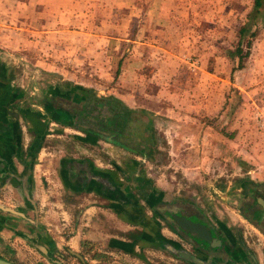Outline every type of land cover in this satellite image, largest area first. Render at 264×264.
Here are the masks:
<instances>
[{"label": "rangeland", "instance_id": "obj_1", "mask_svg": "<svg viewBox=\"0 0 264 264\" xmlns=\"http://www.w3.org/2000/svg\"><path fill=\"white\" fill-rule=\"evenodd\" d=\"M75 1L73 6L71 0H19L17 6L22 4L19 8L29 6L31 10L26 12L22 8L13 13L9 8L16 5L14 0H0V41H6L10 48L12 42L21 43L25 39L31 42L27 47L30 58L42 56L56 62L69 83L88 88L97 101L94 103L101 107L96 108L94 119L88 123L65 127V130L60 128L57 134L60 144L65 145L66 150L73 149L77 146L71 137L75 132H92L98 137L97 142L82 144V147H90L92 153L99 155L100 167L110 166L114 174L118 173L122 189L129 197H136L138 190L142 194L154 191L168 201L173 198L193 201L203 212L209 211L223 222L228 216L239 219L231 212L238 200V190L233 186L239 181L264 184V22L253 13L252 0ZM148 5L161 9L156 13L148 12ZM87 6H97L93 19L85 13ZM143 7H146L144 11ZM76 11L78 23L82 25L85 21L81 30L74 28L71 20L72 12ZM16 18L27 19L28 28L24 29L23 21L18 22ZM144 20L158 22V33L154 36L160 51L150 57L147 65H136L139 71L142 68L139 74L122 73L119 68H124L129 61H123L120 66L121 60L117 59L123 50V54H141L137 43L117 44L113 47L117 56L109 55L107 60L105 55L102 59L95 57L88 65L91 69L84 70L78 65V71H73L68 61L77 59L72 48L65 52L56 44L62 42L63 37L65 44H69L74 37L71 31L83 33L87 29L97 35L137 42L147 32L142 31ZM42 21L45 25L40 27ZM241 26L247 28L242 40L243 50L248 36L252 34L253 38L249 56L242 60V67L237 68V60L230 58L227 52L234 48L236 31ZM47 28L64 34L48 41L41 33ZM40 38L50 42L47 49ZM41 80H45L44 77ZM50 80L49 84L55 83L54 78ZM121 95L126 97L123 105L119 103ZM111 106L117 107V116L108 112ZM121 112L128 114L121 118ZM164 113L165 117L177 118L176 124L173 120V123L168 119L160 120L165 118ZM144 116L148 120L146 127L141 121ZM181 128L185 134L193 135L192 140L176 139L175 134L181 133ZM111 134L113 141L100 139L109 138ZM55 135L49 137L46 148L56 150ZM195 135L202 137V145L195 140ZM170 136L174 140H170ZM172 146L177 149L186 146L187 156L175 160L169 153ZM144 153L149 159L141 158ZM42 163L46 165L47 161ZM186 164L194 168L193 174L184 173ZM42 182L46 193L47 181ZM55 192L53 189L51 193ZM6 206L19 209L15 200L8 201ZM115 212L114 209V216ZM241 222L244 232L251 234L253 230L243 220ZM2 236L0 239L10 244V236ZM262 244L264 240L258 236L259 247ZM0 255L16 264H37L34 259L25 260V255L17 250L9 255L4 246L0 247Z\"/></svg>", "mask_w": 264, "mask_h": 264}, {"label": "crops", "instance_id": "obj_2", "mask_svg": "<svg viewBox=\"0 0 264 264\" xmlns=\"http://www.w3.org/2000/svg\"><path fill=\"white\" fill-rule=\"evenodd\" d=\"M18 1L14 0L16 5L13 8H9L12 9L13 13H17L22 8L26 12L27 9L31 10L29 6L19 8L22 4L17 6L20 4ZM71 1H73L74 6L76 1ZM96 8L97 6L89 7L85 9V13L93 19L92 15L95 14ZM147 8H150L148 12L155 11V13L161 9L153 8V5H148ZM145 9L146 7H143L142 10L144 11ZM72 13L73 15L70 16L74 24L73 27L81 30L85 21L80 25L78 23L79 17L77 18L79 16L78 11ZM16 21H23L24 29L28 28L27 19L16 18ZM43 25L45 24L42 21L39 26L43 27ZM156 25H158L156 21H142V31L147 32L143 33L142 38L137 42L129 38L114 39L109 35H97L91 32V29H87L83 33L75 30L71 31L70 33L74 37H72L73 40L69 44H65L67 42H65L66 40L63 36L64 40L56 44L59 47H63L65 52L66 49L72 48L77 59L72 58L68 61L71 63V69L78 71L80 68L84 70L91 69L88 65H91L90 62L95 61V57L102 59L105 55V60H107L109 55L117 56V51L114 52L115 48H113L117 44L123 45V42L137 43L138 48H141V54H136L137 56L131 52L123 54V50L122 54L117 56V59L121 60L120 66L123 61H129L124 68H119L122 73L127 75L139 74L142 68L139 71L136 65H147L151 59L150 57L160 51L159 43L154 36V34L158 33V26ZM145 27L152 28L146 29ZM49 29L41 31L42 34L46 35L45 38L48 41L55 35L64 34V32L58 30ZM45 38L40 39L44 43L42 46L47 49L50 42L46 41ZM114 40L119 42H114ZM31 45L32 43L26 42L25 39L21 43L12 42L10 48L6 41H0V204L7 205L8 201L15 200L16 205L19 206L17 211L25 216L24 220L26 222L28 218L31 219V211L27 208L26 202L30 198L36 206L38 217V228L32 235L40 238V240L46 239L48 243H53L59 252L64 250L79 251L82 241L88 243L96 242L103 250L127 249L128 246L132 245L130 237L122 236V233H125L126 230L136 229L140 231L141 229L140 227L132 228V226L122 221L114 220L110 207L116 202L111 198L106 199L104 190L112 193L113 184L121 190L123 182H121L120 178H117L118 173L114 174L112 167H100L97 160L99 155L92 153L93 151L90 147H82V144L87 146V143L95 142L98 137L92 135V132L88 133L87 130H79L80 132L77 131L71 136L77 146L66 150L65 145L60 144L61 141L57 135L62 130H59L60 128L65 130V127H76L70 121L65 122L64 120L66 104L74 106L75 103L83 98V92L89 91L80 90L83 88L75 86L76 83L70 84V80L65 78L66 74L56 62H52L47 57L43 58L42 56H38L34 60L30 58L31 55L27 47ZM78 65H80V68ZM43 77L45 80H41ZM52 78L55 79V83L49 84ZM87 89L85 87V90ZM124 98L126 97L121 95L120 104H122ZM91 100H94L93 97ZM141 107L144 109V106ZM160 108L162 107L160 106ZM167 110L173 111L170 108ZM165 114H163L164 117ZM166 119L169 120V123L174 121L175 124L178 120L171 116L160 120L164 122ZM79 121L80 124L88 123L84 115H81ZM182 129L181 133L175 134V136L177 135L176 139L179 138L180 142L187 141V139L192 140L193 135L185 134ZM52 134H56L54 136L57 142L56 150L45 147ZM195 136V140L202 145V137ZM100 139L107 140L104 137H100ZM170 140L174 139L170 136ZM81 148H83V151H81ZM202 150L203 148L201 147V155ZM80 151L83 153L87 152V154H81ZM186 151V146L181 149L172 146L169 153L176 160L177 157L187 156ZM47 156L50 157L49 160H47ZM45 161H47L46 165L42 163ZM189 166V164L184 165V173L186 175L193 174L191 172L194 168ZM42 180L47 181L46 189L48 191L51 190L53 193V189L56 190L55 194L48 191L45 193L42 190L44 187ZM123 191L125 190L123 189ZM123 194L125 195L124 192ZM125 198L124 201H126ZM142 205L143 198H138L134 204H122V207L125 206V213H128L129 209L135 206H141L142 208ZM54 208H60V211L55 212ZM142 209V215L148 218V210ZM3 217L8 222L13 221L9 215L6 216L4 214ZM17 229L15 235L18 242L27 243L22 238L24 236L29 238L30 236L28 235L30 234L19 232L21 228ZM159 234L165 239L171 236L166 228H161ZM1 235L6 237L4 235L8 234L1 230ZM18 248L21 249V247ZM18 248L17 250H19ZM25 249L23 247V252L27 253ZM137 249L138 246H133L132 252H136ZM157 251H143V255L145 257L147 255L157 256L162 260V251L159 248Z\"/></svg>", "mask_w": 264, "mask_h": 264}, {"label": "flooded vegetation", "instance_id": "obj_3", "mask_svg": "<svg viewBox=\"0 0 264 264\" xmlns=\"http://www.w3.org/2000/svg\"><path fill=\"white\" fill-rule=\"evenodd\" d=\"M82 97L80 100L82 102L79 101L74 106L66 104L65 122L70 121L75 125H81L82 123L80 124V119H78L79 112L88 113L89 108L96 111V108L100 107L99 104L94 103L95 99L91 100L89 92L83 93ZM116 108L111 106L108 112L112 115ZM110 137L106 136L105 138L108 141H113V134ZM113 186L112 193L103 190L106 199L111 198L116 202L110 207L112 212L114 209L116 210L115 216L118 218H115L113 213L114 220L122 221L132 228L140 227L141 229L140 231L126 230L125 233H122V236L130 237L132 245L127 249L103 250L98 243L92 242L84 248L80 243V250L76 252L57 251L53 243H48L46 239L40 240L32 235L37 231L38 217L36 206L30 198L26 202L29 211H31V219L28 218L26 222L25 216L17 210L13 211L22 216L0 210V231H5L12 240L10 244L6 245L4 240L0 239V247L4 246L9 255L21 247L17 251L25 255V260L34 259L33 261L37 264H108L110 262V264H264L262 248L264 244L262 247L258 245V236L264 240V184L249 181H239L238 184H235L233 187L238 190L236 193L238 200L231 212L239 219L236 218V220L228 216L226 222L209 211L203 212L190 200L173 198L168 201L162 199L159 192L149 191L147 194H142L141 190L135 193L136 197H129L126 190H120L114 184ZM138 198H143L142 208L148 210V218L142 215L141 206H135L125 213L126 207H122V204H134ZM1 205L7 207L6 204ZM4 214L9 215L13 221L8 222L3 217ZM180 217L202 226L208 235V240H199L192 233H184L175 222V218ZM241 219L253 230L251 234L244 232ZM17 228H21L19 232L30 234L29 238L21 237L27 243L18 242L15 235ZM161 228H166L171 234L168 239L159 234ZM133 246H138L136 252H132ZM23 247L26 248L27 253L23 252ZM158 248L162 251V260L157 256L147 255L145 257L143 255V251H157ZM0 259L16 264L8 257L0 255Z\"/></svg>", "mask_w": 264, "mask_h": 264}, {"label": "trees", "instance_id": "obj_4", "mask_svg": "<svg viewBox=\"0 0 264 264\" xmlns=\"http://www.w3.org/2000/svg\"><path fill=\"white\" fill-rule=\"evenodd\" d=\"M252 7H253V13L259 17H261V20L264 22V0H252ZM247 33V28L245 26H241L237 31H236V43H235V46L234 48L232 49V51H228V56L230 58H235L237 60V68H241L242 65H241V62L244 58H247L249 56V48L251 46V38H253V35L250 34L247 38V40L245 41L244 43V49H242V40L244 39L245 37V34ZM80 89V88H79ZM80 90H83V91H88V90H85V89H80ZM84 93V92H83ZM86 109H87V106H86ZM94 109H91L89 108V111L88 113H85V112H79L78 116L81 117V115H84V117L88 120L90 119H94L93 117V111ZM130 113V112H129ZM128 114V113H127ZM125 112L121 115V117H126ZM77 115V113H76ZM113 116H117L116 112H113ZM145 118H141V121H142V124L144 127H146L147 125V118L146 116H144ZM127 119H128V116H127ZM141 121L139 123H141ZM144 135L146 137L147 140H149V135L147 133V131L144 130ZM142 159H149V157H147V154L144 153L142 154L141 156ZM88 242H85V241H82L81 242V247L84 248V247H87L88 246ZM89 253V252H87Z\"/></svg>", "mask_w": 264, "mask_h": 264}, {"label": "water", "instance_id": "obj_5", "mask_svg": "<svg viewBox=\"0 0 264 264\" xmlns=\"http://www.w3.org/2000/svg\"><path fill=\"white\" fill-rule=\"evenodd\" d=\"M0 210L5 211V212H9L11 214H15L18 216H22L20 214H17L16 212H14L13 210H11L10 208L4 207L3 205L0 204ZM175 222L177 223V226L184 232H188V233H192L194 234L195 237H197L199 240H208V235L205 231V229L197 224H193L189 221H186L185 219H183L182 217L180 218H175ZM77 256V254H75ZM80 260L81 258L79 256H77ZM0 264H12L6 260L0 259Z\"/></svg>", "mask_w": 264, "mask_h": 264}]
</instances>
